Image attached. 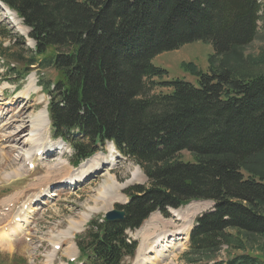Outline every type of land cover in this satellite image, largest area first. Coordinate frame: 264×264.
I'll list each match as a JSON object with an SVG mask.
<instances>
[{
  "label": "trees",
  "instance_id": "obj_1",
  "mask_svg": "<svg viewBox=\"0 0 264 264\" xmlns=\"http://www.w3.org/2000/svg\"><path fill=\"white\" fill-rule=\"evenodd\" d=\"M0 1L30 29L26 67L57 72L54 82H40L72 163L109 141L147 177L124 191L123 220L90 222L78 242L84 264H126L138 245L128 230L192 201L215 205L196 219L185 264H264L251 253L219 259L225 245L243 248L230 231L264 238V172L243 174L264 169V75L238 79L211 66L195 69L196 83L153 81L167 73L153 63L163 53L201 41L224 55L251 43L264 0ZM156 86L170 91L154 94ZM183 152L195 161H181Z\"/></svg>",
  "mask_w": 264,
  "mask_h": 264
},
{
  "label": "rangeland",
  "instance_id": "obj_2",
  "mask_svg": "<svg viewBox=\"0 0 264 264\" xmlns=\"http://www.w3.org/2000/svg\"><path fill=\"white\" fill-rule=\"evenodd\" d=\"M14 16L18 23L11 21V16L0 6V88H2L0 92V204L13 198L25 203L37 198L41 189L47 190L51 186L53 188L59 185L63 178L77 176L69 164L70 149L66 146L63 154L58 152L61 141L54 139L51 133V123L49 131L44 133L43 142L48 145V147L46 145L49 150L48 155L40 156L35 160L37 167L33 172H29L24 164L28 157L34 158L36 155L32 151L30 153L27 151L30 148L27 141L30 142L28 133L31 129L27 120L31 115L43 111L45 105L48 104V97L42 87L38 86V82L42 78L44 82H54L57 72L52 69H43L40 65L31 66L30 69L26 67L28 62L21 58L22 56L29 57L27 51L35 49V42L29 37L30 29L25 27L16 15ZM258 26V35L251 43L244 47L234 48L224 55H216L209 43L201 41L161 54L154 59L153 63L167 73L161 78L153 79L154 83H164L175 79L196 83L198 77L193 74L195 69L207 73L211 66L215 71L228 69L238 79L264 75V23L261 21ZM32 82L37 84L38 92L32 94L30 100H26L25 90H30ZM169 91L168 88L156 86L152 93H168ZM19 92H23L22 96ZM111 145V143H105L104 146H99V152L95 155L98 157V163L104 165L101 167L103 168L101 172L92 173V176L87 177L88 180L84 185L73 192L64 191L58 196L49 195L53 197L48 202L33 208L27 231L23 232L20 237L14 236L15 239H12L10 245L0 242V264H45L51 255V245L58 240L62 241L63 249L55 264H67L70 257L77 252L75 229L84 231L89 221H101L111 209L127 205L129 199L124 192L127 188L147 185L148 181L141 167L121 156ZM61 159L67 161L68 166L57 165L55 168L54 165L58 164ZM179 159L183 162L195 161V158L188 152H183ZM109 162L111 164H107ZM81 166L75 170L80 169ZM137 170L141 171V175L138 174L135 179L134 173ZM252 170L264 172L262 168L256 169L249 166L243 170V174L249 177V171ZM110 176L114 177L118 187L115 190L106 191L105 185L112 183ZM56 190L57 188L51 189L54 192ZM204 203L208 206L199 211L196 217L212 209L210 201ZM186 208L180 210L181 218L174 217L170 213L168 218L158 212L153 214L142 228L130 233L131 240L137 241L140 247L144 236L160 235L163 230L167 229L190 227L189 230H191L196 217L191 220L187 219ZM230 232L239 236L238 239L243 248L234 250L225 245L220 252L219 259L226 260L230 254L242 253H251L264 259V238L239 233L235 230ZM70 233H74V237L69 238L65 235ZM189 234L190 232L182 236L183 239L179 241L178 246L171 249L159 264H185L183 255L189 249ZM27 237L31 238L30 242L27 241ZM72 250L74 252L70 254ZM149 255L151 253L148 251L147 256ZM129 260L130 264H135L134 259Z\"/></svg>",
  "mask_w": 264,
  "mask_h": 264
},
{
  "label": "bare ground",
  "instance_id": "obj_3",
  "mask_svg": "<svg viewBox=\"0 0 264 264\" xmlns=\"http://www.w3.org/2000/svg\"><path fill=\"white\" fill-rule=\"evenodd\" d=\"M6 11H7L6 13L11 16L10 17L11 21H13L14 23H18L15 19V16H14L16 14H14L13 12H10L7 8H6ZM1 91H2V88H0V92ZM25 92H26V94H25L26 100L27 99L30 100L31 95L38 92L37 84L35 82H32L30 85V90L29 91L25 90ZM22 93H20V96H22ZM41 100H43V99H41ZM27 123H29L30 128H31L29 133H28V136H30L28 138H29L31 144L29 141H27L29 143L28 145L30 146V148L27 150L28 153H30V151L33 152L34 148L36 149V152H39L41 150H44L46 152L48 149L47 148L48 145L46 144L47 145V147H46L45 143H43L44 137H45L44 133L49 131V125H50L46 105H45L43 111H39L36 114L31 115L29 117V119L27 120ZM47 138L50 139L49 136ZM47 138H45V139L47 140ZM60 146L61 147L59 148V152L62 153L64 145L63 146L60 145ZM32 147H34V148H32ZM111 147L113 148V145H111ZM67 164L68 163L66 161L61 159L60 162L54 166H55V168L57 167V165H63L64 167H66ZM107 164H111V162H109ZM103 166L104 165H102V163H98V157H95V158L91 159L90 161H88L87 163H85L84 165H82L80 167V169L75 171V174L77 176H73L74 178H70V179L77 184L81 183L86 176L91 175L92 173L96 174V173L102 171L103 168H101V167H103ZM138 174L141 175L140 170L135 171V173H134L135 179L138 177ZM110 179H111L112 183H108L107 185H105L104 189L106 191H112L118 187V183L116 182L114 177L110 176ZM46 192H47L46 195L52 194V191H50V189H48ZM106 193L107 192H105V194ZM116 199L120 200L121 198H119V199L116 198ZM207 206L208 205L204 202H198V203L189 205L186 208L187 219L188 218L190 220H191V218L194 219L196 217L197 213ZM33 208L34 207H31L30 209H28V213L26 215L24 222L21 225H17L14 228L15 230L13 231V233L18 231L17 236H19L20 234H23V232L27 231V229L29 227V218L31 217L32 212L34 210ZM171 212H172L174 217L181 218L180 217V214H181L180 210H172ZM84 219H85V217H84ZM189 229H190V227L185 228V229L179 228V229H175V230L167 229V230H163V232L160 235L144 236L142 238V241H141V244L139 247V252H138V256L136 258L135 264H159V262H161V259H164L167 256V254L170 253L171 249L176 248L178 246L179 241L183 239L182 236H185V235H187L188 232H190ZM77 231H79V230L75 229V232H77ZM65 233H68V232H65ZM65 235L69 238H72L74 233L65 234ZM0 242H5L8 245L12 244L11 235L10 234L2 235L0 238ZM148 251H149V253H151V255H149V256H147ZM73 252H74V250L70 251V254H72ZM51 261H52V259H51Z\"/></svg>",
  "mask_w": 264,
  "mask_h": 264
},
{
  "label": "water",
  "instance_id": "obj_4",
  "mask_svg": "<svg viewBox=\"0 0 264 264\" xmlns=\"http://www.w3.org/2000/svg\"><path fill=\"white\" fill-rule=\"evenodd\" d=\"M126 213L122 210L118 209H111L105 215V218L109 221L115 220H123L125 218Z\"/></svg>",
  "mask_w": 264,
  "mask_h": 264
}]
</instances>
